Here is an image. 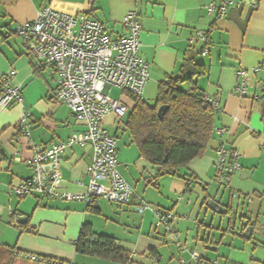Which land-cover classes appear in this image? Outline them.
Segmentation results:
<instances>
[{"label": "crops", "instance_id": "0c3cea01", "mask_svg": "<svg viewBox=\"0 0 264 264\" xmlns=\"http://www.w3.org/2000/svg\"><path fill=\"white\" fill-rule=\"evenodd\" d=\"M224 1L242 6L231 7L220 17ZM252 1L257 8L248 5ZM210 5L212 13L207 12ZM89 6L90 0H0V89L13 73L10 85L19 88L21 97V102L0 106V264H41L27 261L24 254L67 264H96L91 261L96 257L75 249L87 224L95 235L113 238L130 254L131 264H196L190 257L193 251L217 264H264V0H93L90 17L112 39L126 34L122 25L126 13L139 15V53L149 64L142 100L155 101L159 85L178 76L186 59L202 66L194 81L198 91L218 102L213 135L203 155L180 169L179 178L163 176L154 182L156 168L139 156L126 131V115L122 119L107 115L103 124L117 140L119 173L134 192L129 204L97 200L95 207H89L80 201L18 198L9 193L10 186L32 176L30 142L47 148L79 138L84 130L54 95L57 75L37 66L15 29L32 22L44 7L76 16L88 12ZM199 31L209 40L205 56L203 43L195 39ZM255 68L258 72L246 82L245 95H236L238 73ZM180 88L188 91L190 86L185 82ZM110 95L121 98L128 111L135 104L116 89ZM25 127L29 140L21 132ZM222 128L228 130L224 137L218 133ZM221 144L241 156V167L227 187L213 182L215 150ZM91 161L90 148L68 149L58 168L57 189L84 194ZM143 202L174 215L171 233L154 227L150 211H136ZM211 202L225 212L209 209ZM20 216H25V223H17ZM25 225L30 232L22 228Z\"/></svg>", "mask_w": 264, "mask_h": 264}, {"label": "built area", "instance_id": "2783aa9c", "mask_svg": "<svg viewBox=\"0 0 264 264\" xmlns=\"http://www.w3.org/2000/svg\"><path fill=\"white\" fill-rule=\"evenodd\" d=\"M92 4L93 0H90L89 11L76 16L44 7L37 12L32 22L17 25L15 29L16 36L21 39L37 66L50 68L57 75L54 94L56 99L69 109L84 128L79 138H69L47 148L29 143L33 153L28 161L33 171L32 176L9 187V193L18 198L35 196L39 199L80 201L89 207H95L97 200L117 205H127L132 200L133 189L118 170L117 140L104 127L103 120L107 115L122 119L128 111L127 104L121 98H112L110 90L116 89L134 101L143 98L149 64L139 53L142 26L138 13L129 11L122 19L126 34L112 39L104 26L90 17ZM248 5L253 9L257 8L256 1ZM241 6V3L224 1L219 7V16L223 17L231 7ZM213 9V5H210L207 12L212 13ZM195 39L205 47L201 55H207V35L199 31ZM257 72V68L241 70L238 73L241 82L234 93L240 97L245 95L246 82L255 77ZM12 77L13 73H10L1 83L2 107L21 102L19 88L10 85ZM206 101L215 111L219 110L215 99L206 97ZM24 122L25 119H22L21 124ZM23 131L24 137L29 140L26 127L21 129ZM218 133L224 137L228 130L222 128ZM73 146L90 148L92 151V161L87 169L88 184L82 195L63 193L57 189L58 168L62 157ZM215 154L213 182L220 187H227L231 176L241 167L240 153L221 144ZM136 211L139 214L150 211L155 218V228L172 232L171 223L175 217L171 212L153 209L144 202L137 206ZM22 256L30 262L42 261V258L32 254ZM190 257L196 264H217L216 261L204 260L194 251L190 252ZM181 264L186 263L182 261Z\"/></svg>", "mask_w": 264, "mask_h": 264}, {"label": "trees", "instance_id": "16d2710c", "mask_svg": "<svg viewBox=\"0 0 264 264\" xmlns=\"http://www.w3.org/2000/svg\"><path fill=\"white\" fill-rule=\"evenodd\" d=\"M201 69L193 58L186 59L178 76H171L159 85L153 104L135 100L133 108L126 113V131L139 156L156 168L154 182L163 176L179 178L180 169L203 155L213 135L216 112L194 81ZM185 82L190 86L188 91L180 88ZM161 106H167V110L160 119L157 111ZM22 228L31 231L26 225ZM75 249L77 253L102 260L131 264L130 254L120 249L113 238L95 235L88 224L81 229ZM39 263L67 264L47 258Z\"/></svg>", "mask_w": 264, "mask_h": 264}, {"label": "water", "instance_id": "95a60500", "mask_svg": "<svg viewBox=\"0 0 264 264\" xmlns=\"http://www.w3.org/2000/svg\"><path fill=\"white\" fill-rule=\"evenodd\" d=\"M166 110H167V106L159 107V109L157 111V115L160 119L164 116ZM209 209H211L212 211H214L217 214H223L225 212V209L223 207L219 206L215 202L209 203ZM25 220H26L25 216H20L17 218V223L23 224V223H25ZM247 230L251 231V227L248 228Z\"/></svg>", "mask_w": 264, "mask_h": 264}, {"label": "rangeland", "instance_id": "374dc122", "mask_svg": "<svg viewBox=\"0 0 264 264\" xmlns=\"http://www.w3.org/2000/svg\"><path fill=\"white\" fill-rule=\"evenodd\" d=\"M114 96V91L112 92V97ZM149 104H153L154 103V101H152V100H149V101H147ZM127 135L125 136V138L124 139H127ZM120 138V137H119ZM120 143H121V138H120V140H119V145H120ZM130 184H132L131 182H129ZM214 217H216L217 219H220V217L219 216H214ZM94 260H91V261H94V263H96V264H118V263H116V262H110V261H105V260H102V259H98V258H93ZM82 261H84V260H82ZM88 261V260H87ZM87 264H91L92 262H86Z\"/></svg>", "mask_w": 264, "mask_h": 264}]
</instances>
